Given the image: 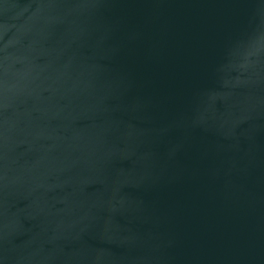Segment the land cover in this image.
I'll return each mask as SVG.
<instances>
[{
  "label": "water",
  "instance_id": "95a60500",
  "mask_svg": "<svg viewBox=\"0 0 264 264\" xmlns=\"http://www.w3.org/2000/svg\"><path fill=\"white\" fill-rule=\"evenodd\" d=\"M0 264H264V0H0Z\"/></svg>",
  "mask_w": 264,
  "mask_h": 264
}]
</instances>
